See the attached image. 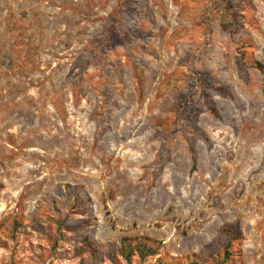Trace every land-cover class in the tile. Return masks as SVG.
I'll return each instance as SVG.
<instances>
[{"label": "rangeland", "instance_id": "obj_1", "mask_svg": "<svg viewBox=\"0 0 264 264\" xmlns=\"http://www.w3.org/2000/svg\"><path fill=\"white\" fill-rule=\"evenodd\" d=\"M191 263L264 264V0H0V264Z\"/></svg>", "mask_w": 264, "mask_h": 264}, {"label": "trees", "instance_id": "obj_2", "mask_svg": "<svg viewBox=\"0 0 264 264\" xmlns=\"http://www.w3.org/2000/svg\"><path fill=\"white\" fill-rule=\"evenodd\" d=\"M128 241H132V240H127V239H123L122 240V248H124V246L126 247H129L132 249L133 251V248L141 255V257H145L147 255H151V254H155V249H153V247L149 246L147 242H144V239L142 240V238L140 239H137L136 240V244L134 247H131L130 246V242ZM127 257H129V255H125ZM191 264H196V263H191Z\"/></svg>", "mask_w": 264, "mask_h": 264}]
</instances>
